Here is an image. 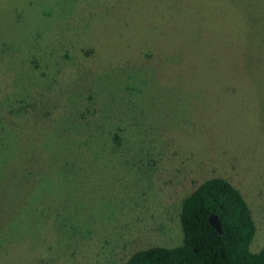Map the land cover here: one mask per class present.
Masks as SVG:
<instances>
[{
	"label": "rangeland",
	"instance_id": "1",
	"mask_svg": "<svg viewBox=\"0 0 264 264\" xmlns=\"http://www.w3.org/2000/svg\"><path fill=\"white\" fill-rule=\"evenodd\" d=\"M69 95L91 97L85 128ZM211 176L241 191L258 250L264 0H0L1 247L50 216V264H121L179 243V201ZM10 244L0 264H42Z\"/></svg>",
	"mask_w": 264,
	"mask_h": 264
},
{
	"label": "trees",
	"instance_id": "2",
	"mask_svg": "<svg viewBox=\"0 0 264 264\" xmlns=\"http://www.w3.org/2000/svg\"><path fill=\"white\" fill-rule=\"evenodd\" d=\"M143 50L142 53L147 56L151 49L145 45ZM92 51L93 49L89 47V55ZM69 96L70 99L67 97L64 100L63 109L68 104L74 105L71 109L75 114V121L79 120L78 123L82 124L84 128V125H90L91 122L83 120L81 117L89 118L87 109H91V97L86 98L82 106L76 101L73 102V95ZM95 118L100 121L99 117ZM122 139L119 132L117 134L114 131L106 140L103 139L101 146L108 148L113 145L118 148ZM209 215L216 216L220 232H217L210 224ZM41 218L43 219L42 223H45L39 227L37 237L18 236V239H12L2 235V243L7 242V245L0 246V258L10 257L7 246L11 245V242L16 247V252L24 249L30 253L29 257L34 253V258L41 260L39 263L42 264H46L42 261L48 257V259L50 258L48 264H50V261L53 260L51 256L56 249L52 246L58 241L56 234L61 229L65 233V228L64 224H53L49 229L48 224L54 222V217L42 216ZM177 218L180 227L179 243L172 246L150 245L136 249L121 264H264V245L256 251L249 249V243L255 231L249 205L241 191L227 179L211 176L198 182L180 199ZM57 227L59 228L55 229ZM85 230L84 227H81L68 231L71 233L78 231L83 239H87L88 234ZM27 241L29 242L28 246ZM17 242H24V244ZM58 242L62 250L61 241ZM40 255L41 257H38ZM60 258L67 264L68 262L73 264L77 260V257L72 254L68 258H63L62 255Z\"/></svg>",
	"mask_w": 264,
	"mask_h": 264
},
{
	"label": "water",
	"instance_id": "3",
	"mask_svg": "<svg viewBox=\"0 0 264 264\" xmlns=\"http://www.w3.org/2000/svg\"><path fill=\"white\" fill-rule=\"evenodd\" d=\"M208 220L217 232H220L219 222L215 215H209Z\"/></svg>",
	"mask_w": 264,
	"mask_h": 264
}]
</instances>
